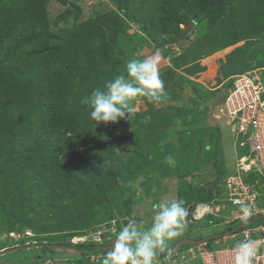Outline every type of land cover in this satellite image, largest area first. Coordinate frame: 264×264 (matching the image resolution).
I'll return each mask as SVG.
<instances>
[{"label":"rangeland","instance_id":"obj_1","mask_svg":"<svg viewBox=\"0 0 264 264\" xmlns=\"http://www.w3.org/2000/svg\"><path fill=\"white\" fill-rule=\"evenodd\" d=\"M208 1L213 7L196 20L199 0H0V251L15 248L0 255V264H103L111 248L81 256L72 248L108 243L131 218L147 226L154 207L171 199L184 200L191 212L186 231L166 246L210 235L207 248L215 251L211 235L244 222L242 207L264 208L263 196L256 207L229 200L236 165L221 115L231 76L264 65V32L245 51L242 41L217 37V25L234 13L245 30L256 23L264 30V0ZM35 15L43 25L33 24ZM47 48L54 66L47 61L45 76L58 86L49 92L65 93L62 99L45 98L48 82L39 87L36 64L27 67ZM147 56L159 58L167 97H138L130 120L95 126L82 98L126 74L130 58ZM251 176L264 183L260 173ZM199 203L208 210L193 218ZM250 216L249 225L264 224V215Z\"/></svg>","mask_w":264,"mask_h":264},{"label":"clouds","instance_id":"obj_2","mask_svg":"<svg viewBox=\"0 0 264 264\" xmlns=\"http://www.w3.org/2000/svg\"><path fill=\"white\" fill-rule=\"evenodd\" d=\"M158 65V57L130 58L125 66L126 74L114 76L83 97L81 103L89 109L88 115L95 126L117 123L125 118L130 120L135 111L134 101L138 97L145 98L149 103L165 99L167 91ZM165 160L170 167H175L176 160L172 155H167ZM184 205L182 199L158 203L147 226L142 220L129 219L115 233L111 250L106 253L103 264H157L159 251L169 241L180 237L188 227V213ZM251 214L250 208L242 207L245 218ZM177 250L173 254L178 253ZM236 250L235 264H254L259 251L255 241L250 239L238 241Z\"/></svg>","mask_w":264,"mask_h":264},{"label":"built area","instance_id":"obj_3","mask_svg":"<svg viewBox=\"0 0 264 264\" xmlns=\"http://www.w3.org/2000/svg\"><path fill=\"white\" fill-rule=\"evenodd\" d=\"M221 110L230 127L234 149L237 145L247 148L240 155L236 153L235 173L228 178V188L232 190L229 200L236 205L256 207L260 203L259 197H264V183L260 182V178H245L253 172L260 173L264 178V65L231 76ZM260 200L263 201L261 206H264V198ZM257 209L252 214L263 216L264 208ZM241 216L245 222L252 217ZM243 226L232 233L236 234L238 241H255L259 251L254 264H264V224ZM236 254V246L212 251L207 248L206 242H200L177 256L182 261L198 257L201 264H235Z\"/></svg>","mask_w":264,"mask_h":264},{"label":"trees","instance_id":"obj_4","mask_svg":"<svg viewBox=\"0 0 264 264\" xmlns=\"http://www.w3.org/2000/svg\"><path fill=\"white\" fill-rule=\"evenodd\" d=\"M17 0H15V2H16ZM39 1H41V0H38V2ZM199 5L197 6V10H196V12H194V14H193V17L192 18H195L196 20H200L201 18L200 17H202L203 15H204V13H206L208 10H210L212 7H213V2H211V1H208V0H199ZM261 8V7H260ZM262 10V9H261ZM255 12V10L252 12V13H254ZM251 13V14H252ZM195 20V21H196ZM33 24H35V26L37 25V24H42L43 23V21L44 20H39L38 19V17H36V15H35V17H34V19H33ZM94 23V22H93ZM86 23H84L83 24V26L85 25ZM258 23H256V25H255V27H256V29H254V28H252L251 30H249V31H247V30H245L244 29V23L241 21V20H239L238 19V15L237 14H235L234 13V16L232 15V14H230L229 15V17L228 18H226V21L225 22H223L222 24H218L217 26L219 27V34L217 33V37L219 38V41H221L222 39H224V38H228L229 39V42L228 43H230V42H233V41H231V40H235V41H242L243 43L242 44H240L239 46H238V48H241L243 51H245L247 48H249V46L253 43V41H254V37L253 38H251L253 35H255V34H257V33H260V32H264V30L263 29H261L260 30V28H259V26L257 25ZM43 25V24H42ZM261 26V25H260ZM259 28V29H258ZM258 32H257V31ZM222 34H224V36L221 38V36L220 35H222ZM214 36V35H213ZM216 38V37H215ZM231 39V40H230ZM252 39H253V41H252ZM159 43V42H158ZM160 43H162V42H160ZM159 43V44H160ZM158 44V45H159ZM211 44H215V42L214 41H211ZM58 47V46H57ZM237 48V49H238ZM47 51H44V49H42V51L41 50H39L38 52H36V55H37V58L39 59V61L37 62H34L35 60H34V56H32V62H30V64L29 65H27V67L28 66H35V64H36V68H35V76L36 77H38V78H40V80H37L38 82V84H39V87H40V85H43V82H42V80L45 78L46 80H44V81H46V82H48V84H49V87H48V91H46V92H44V97L45 98H50V97H52V96H54V93H51V92H49V91H52V90H54V86H55V83H54V78H52V77H50V76H45V74L46 73H48V71H49V67L47 66V61H48V65L49 66H51V67H53L54 66V62H52L50 59H47L46 58V53L48 52V50H49V48H47L46 49ZM51 50L54 52L55 51V48H51ZM41 53V54H40ZM33 54H35V53H33ZM63 79L64 80H66L64 77H63ZM12 80L16 83V86H18L17 84L20 82V80L18 79L17 80V78H15L14 76H13V78H12ZM47 84V83H46ZM45 84V85H46ZM55 87H58V86H55ZM18 89H19V86H18ZM55 91V90H54ZM58 92H59V90H58ZM65 94V93H64ZM64 94H62V95H58L57 96V94H55V98L56 99H62V98H64ZM58 97V98H57ZM40 100H42L43 101V99H41L40 97H38ZM19 99V98H18ZM41 101V102H42ZM16 102V100L14 101V103ZM48 103V102H47ZM14 105V104H13ZM41 105V104H40ZM59 106V105H58ZM10 107H11V103H10ZM53 108H54V104H51V103H48V108H47V110H53ZM60 108V107H59ZM61 110V109H60ZM51 113H53V112H51ZM57 113H62L63 114V112H57ZM48 118H49V114H48ZM35 128H38V126H36ZM90 134V133H89ZM75 135H78V134H75ZM91 135V134H90ZM77 137V136H76ZM73 139H75V137H74V135H73V137H72ZM35 145H38V146H40L39 145V143H35ZM71 165H75V166H77L78 165V163H76V161H75V159H73L72 160V163H71ZM69 167H74V166H69ZM97 171V170H96ZM96 174L98 175L99 174V171H97L96 172ZM251 176V175H250ZM248 178H254V177H248ZM249 179V180H250ZM263 180H264V178H262ZM98 180V179H97ZM96 180V181H97ZM102 181H100V183H101ZM97 185H100L98 182H97ZM98 188H99V186H98ZM97 190V189H96ZM95 190V191H96ZM202 190H206V188H203ZM200 194V193H199ZM192 198L194 199V200H196V199H198L197 198V195H193L192 196ZM245 222V221H244ZM249 224H245V226H248ZM242 227H244V226H242ZM238 230H240V228L238 229ZM238 230H236V232L238 231ZM105 247H108V248H110L109 247V244L108 243H104V244H102V245H100V246H95V247H82V246H80V247H78V246H75V247H73L72 249H74V251H76L77 252V254H78V256H81V255H85V254H88V253H99L98 252V250L99 249H103V248H105ZM161 253V252H160ZM161 254H164L163 252L161 253ZM77 257V256H76Z\"/></svg>","mask_w":264,"mask_h":264},{"label":"crops","instance_id":"obj_5","mask_svg":"<svg viewBox=\"0 0 264 264\" xmlns=\"http://www.w3.org/2000/svg\"><path fill=\"white\" fill-rule=\"evenodd\" d=\"M235 149L233 148V153H234V158H236V153H235ZM226 231V230H225ZM210 236V235H209ZM212 236V235H211ZM185 238H188V237H185ZM190 239H195V238H190ZM238 237L236 236V234H226V235H222L220 237H217L214 239L213 243L216 244V245H219V247L217 249H215L216 251H224L225 249L227 248H224L223 246L227 243H229L230 240H235L237 241ZM177 240L179 241V239H176V241L174 242L175 244L177 243ZM174 244V245H175ZM209 243H207V246H208ZM171 245V244H170ZM174 245H171V246H165L166 248H170V247H173ZM235 247V246H234ZM232 248V247H231ZM6 249H9V248H6ZM12 251V250H11ZM161 252V251H159ZM174 252V251H173ZM173 252H163L164 254L163 255H158L157 257V264H183L184 262H186L187 264H201L200 263V259H197L196 258L194 260H191V259H188L187 261H182L180 260L178 257L177 259L179 260H176V256L173 257ZM6 253V252H5ZM162 253V252H161ZM1 254H4V253H0ZM49 262H52L50 264H59L61 263L59 259H55V260H50V259H45V261H48ZM69 260V259H68ZM42 262V263H45ZM32 264V263H30ZM47 264V263H46Z\"/></svg>","mask_w":264,"mask_h":264},{"label":"water","instance_id":"obj_6","mask_svg":"<svg viewBox=\"0 0 264 264\" xmlns=\"http://www.w3.org/2000/svg\"><path fill=\"white\" fill-rule=\"evenodd\" d=\"M194 23H195V21H194V20H191V21L187 24V26H188L189 28H191V27L194 25ZM189 28H188V29H189ZM187 31H188V30H187ZM187 31H186V32H187ZM214 184H215V183H213V184H208V185H206L205 187H206V189H209V188H211ZM190 210H191V207H188V209H187V213H188V214L190 213ZM252 221H253V220L248 219L246 222H241V223L237 224L235 227H233L232 229H229V230H226V231H224V232H221V233H219L218 235H217V234H216V235H212V237H219V236H222V235L230 234V233L236 231V230H237L238 228H240L241 226H243V225H245V224H247V223H250V222H252ZM208 238H209V236L203 237V238H201V239L183 238V239H180L179 241H177V243H176L173 247H170V248H166V247H164V248L161 249L160 251H161V252H173V251H176L177 249H179L180 246H181V244L184 243V242L191 243V244H197V243H200V242L206 241V239H208ZM114 239H115V238H114ZM114 239L108 242L110 248H111V246H112V242L114 241ZM13 249H15V248H10V249H6V250H2V251H0V253H5V252L11 251V250H13Z\"/></svg>","mask_w":264,"mask_h":264},{"label":"bare ground","instance_id":"obj_7","mask_svg":"<svg viewBox=\"0 0 264 264\" xmlns=\"http://www.w3.org/2000/svg\"><path fill=\"white\" fill-rule=\"evenodd\" d=\"M203 210L207 212V210H208L207 206H204L201 203L196 205V207L192 211L194 213V217L193 218H197L199 216V214L201 215V211H203Z\"/></svg>","mask_w":264,"mask_h":264}]
</instances>
